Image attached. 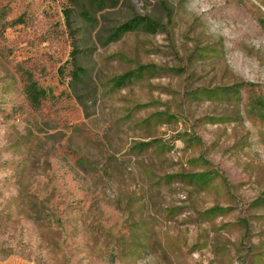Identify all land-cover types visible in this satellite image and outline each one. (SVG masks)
<instances>
[{
  "label": "rangeland",
  "instance_id": "obj_1",
  "mask_svg": "<svg viewBox=\"0 0 264 264\" xmlns=\"http://www.w3.org/2000/svg\"><path fill=\"white\" fill-rule=\"evenodd\" d=\"M71 4L0 0V264H264V0L97 12L82 102Z\"/></svg>",
  "mask_w": 264,
  "mask_h": 264
},
{
  "label": "trees",
  "instance_id": "obj_2",
  "mask_svg": "<svg viewBox=\"0 0 264 264\" xmlns=\"http://www.w3.org/2000/svg\"><path fill=\"white\" fill-rule=\"evenodd\" d=\"M119 0H87L82 6L77 5L76 0H72V4L64 8V20L72 38V48L70 50V71L68 83L75 93L76 99H80L77 91L84 90L91 84V71L89 68L79 65V58L87 54L91 48H85L84 51L79 47L78 35L84 30H94L97 26L96 13L101 12L109 7H115ZM78 19V21H77ZM87 24V25H86ZM156 26L155 21L143 15H131L124 22L113 25L105 30L102 35L104 41L109 43L123 37L126 33L134 31H152ZM63 70L62 68L60 69ZM45 95L42 89H38L35 84H31L28 88V97L33 103H37L40 97Z\"/></svg>",
  "mask_w": 264,
  "mask_h": 264
}]
</instances>
